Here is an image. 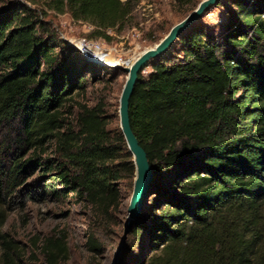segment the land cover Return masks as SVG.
<instances>
[{"label": "trees", "instance_id": "trees-1", "mask_svg": "<svg viewBox=\"0 0 264 264\" xmlns=\"http://www.w3.org/2000/svg\"><path fill=\"white\" fill-rule=\"evenodd\" d=\"M47 5L110 41L108 30H123L138 0ZM224 10L219 37L196 20L175 54L167 50L148 76L138 74L130 125L152 181L119 264H264V0H226ZM44 15L26 4L0 7V229L21 187L38 188L40 201L72 195L109 226L119 184L133 186L135 167L103 106L82 103L108 68L60 48ZM88 244L101 251L93 233ZM43 256L62 264L66 244L45 240ZM23 257L0 232V264Z\"/></svg>", "mask_w": 264, "mask_h": 264}, {"label": "rangeland", "instance_id": "rangeland-1", "mask_svg": "<svg viewBox=\"0 0 264 264\" xmlns=\"http://www.w3.org/2000/svg\"><path fill=\"white\" fill-rule=\"evenodd\" d=\"M48 1L0 0V7L20 3L34 8L39 14H45L43 20L48 22L55 43L60 48L66 47L72 40L82 38L102 41L112 50L113 56L122 59L121 66H106L108 69H100L88 87L87 94L82 98V103L90 107L98 104L103 106L102 110L108 121L107 129L113 137L121 134L119 99L127 78V74L122 70L126 67L125 63L139 51L157 44L170 28L182 20L193 5L201 0H191V3L184 5L178 4L176 0H138V5L125 28L121 31L108 30L110 41L93 37V27L90 24L73 20L68 13L59 14L49 9ZM224 6L226 0L209 7L197 19L196 26L203 29L205 34L219 37L220 21L225 18ZM180 45L179 40H176L169 47L168 53L175 54ZM76 52L82 57L78 50ZM158 59L159 57L146 64L141 73L142 77L148 76L152 64ZM119 187L122 192L119 210L112 212L108 219L109 226L101 224V219L93 210L76 201L72 195H58L59 199L51 195L40 201L38 188L21 187L10 198L12 202L9 208L5 207L8 209L7 219L0 232L16 241L24 254L22 264H44L43 244L48 239L63 240L66 244L67 258L62 264H119L118 258L122 250L116 261L114 258L121 241L133 186L127 188L121 183ZM54 188L60 190L61 186L54 183ZM90 233L94 234L100 245V252L90 249ZM138 253L136 252V255ZM122 264L136 263L127 261Z\"/></svg>", "mask_w": 264, "mask_h": 264}, {"label": "water", "instance_id": "water-1", "mask_svg": "<svg viewBox=\"0 0 264 264\" xmlns=\"http://www.w3.org/2000/svg\"><path fill=\"white\" fill-rule=\"evenodd\" d=\"M216 1L218 0H201L195 9L189 12L182 20L174 24L168 33L157 44L144 50L131 64L130 68H122V70L127 74V78L119 99V119L121 134L125 140L128 151L133 157L135 178L129 204L126 209L127 216L122 229L121 241L114 258L115 261L134 225L133 220L138 216L142 208L152 181V169L148 163L146 153L139 145V142L130 125L129 100L132 96L138 74L142 72L150 60L156 59L166 52L173 42L177 40L180 35L188 29L210 6L215 4Z\"/></svg>", "mask_w": 264, "mask_h": 264}, {"label": "built area", "instance_id": "built-area-1", "mask_svg": "<svg viewBox=\"0 0 264 264\" xmlns=\"http://www.w3.org/2000/svg\"><path fill=\"white\" fill-rule=\"evenodd\" d=\"M68 45L78 50L83 58L104 67H106L105 60L108 56L112 55V50H110L102 41H92L82 38L72 40V42H69ZM118 59L122 61L121 58Z\"/></svg>", "mask_w": 264, "mask_h": 264}, {"label": "bare ground", "instance_id": "bare-ground-1", "mask_svg": "<svg viewBox=\"0 0 264 264\" xmlns=\"http://www.w3.org/2000/svg\"><path fill=\"white\" fill-rule=\"evenodd\" d=\"M151 48V47H150ZM146 49H148V48H145V49H143V50H141V51H139L137 54H135V56L132 58V59H130V60H128L126 63H125V66H126V68H130V66H131V64L136 60V58L144 51V50H146ZM105 65L106 66H110V67H115V66H121V65H123V62L122 61H120L119 59H118V57L116 58L115 56H108L107 57V59L105 60Z\"/></svg>", "mask_w": 264, "mask_h": 264}]
</instances>
